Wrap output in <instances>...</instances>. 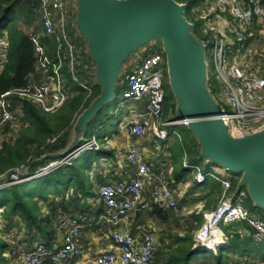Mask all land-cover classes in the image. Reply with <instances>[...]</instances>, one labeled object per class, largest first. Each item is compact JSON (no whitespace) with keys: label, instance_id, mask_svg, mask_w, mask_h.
Wrapping results in <instances>:
<instances>
[{"label":"built area","instance_id":"obj_1","mask_svg":"<svg viewBox=\"0 0 264 264\" xmlns=\"http://www.w3.org/2000/svg\"><path fill=\"white\" fill-rule=\"evenodd\" d=\"M31 1L38 15L41 32L36 33L33 25H27L24 29L33 42L38 57L37 69L43 75V81L31 80L23 88L1 95L0 147L7 137L3 129L6 123H10L11 127L9 138L13 136L12 132L18 133L21 127L25 117L22 101L30 100L32 104L47 110L55 109L63 103L69 94L61 72L63 64L67 65L72 78L79 81L76 64L83 59V51L86 55L85 45L79 46L72 37V29L78 35L74 27L76 0ZM203 1L219 10L217 22L210 19L209 8L206 6L200 9L202 13L199 16L204 21L203 36L214 39L209 52L210 88L225 110L221 117L227 121L232 134L243 136L260 131L264 129V1ZM42 35L55 38L57 63L45 55ZM201 39L208 49L210 39ZM9 44L6 35L0 36V74L7 62ZM51 65L54 66L53 72L49 70ZM166 76V55L160 45L158 51L144 57L122 80L125 84L124 98L147 101L146 108L131 109L128 121L121 126L128 140L152 135L167 140L178 135L169 127L183 122L176 120L174 115L168 119L163 118ZM15 99L18 100L17 104L13 102ZM92 145L99 146L95 138L63 157L49 161L35 174L27 175L26 169H18L11 172L9 178L0 176V189L47 175L62 165L71 164L82 150ZM126 159L129 165L136 168L135 177L130 181L102 184L98 192L103 204L101 220L116 227L110 234L112 243L85 264H153L161 248L160 237L153 229H146L140 236L134 235L128 223L129 216L137 210L146 211L152 206H164L179 214L178 197L172 188L171 177L164 168L153 169L145 159L144 147L131 145ZM210 162L206 157L202 158V164H190L186 159L184 161L185 166L190 165L195 169L197 183H205L212 177L221 180L223 184L219 204L216 209L204 215V222L194 232L195 241L217 252L223 243H217L214 249L206 244L216 229L221 230V225L226 222L244 221L249 228L239 227L234 232L240 231L243 235L251 236L257 243L264 242V219L243 204V198L249 196L247 190H241L236 196L231 195L229 190L232 182L226 174L227 170L214 165L206 171L205 167ZM57 216L62 231L61 243L48 245L20 239L9 250L19 264H78L82 261L80 239L84 217L66 213L62 209L58 210ZM9 251L5 253L8 257Z\"/></svg>","mask_w":264,"mask_h":264},{"label":"trees","instance_id":"obj_2","mask_svg":"<svg viewBox=\"0 0 264 264\" xmlns=\"http://www.w3.org/2000/svg\"><path fill=\"white\" fill-rule=\"evenodd\" d=\"M189 4H199L201 0H176ZM264 1V0H263ZM31 15V17H29ZM187 16V14H186ZM21 17L27 25L35 24L38 15L33 10L31 0H0V36L6 35L9 39V49L7 62L0 74V97L3 93L21 89L31 80L42 82V74L37 69L38 57L35 52L33 42L24 27L17 22H12ZM188 18V17H187ZM190 20V19H189ZM38 22V21H37ZM202 22L194 23L193 31L199 37H203ZM36 29V28H35ZM7 30L5 34L4 31ZM72 37L75 42L84 47L83 40L72 29ZM205 37V36H204ZM208 39L207 37H205ZM45 46V55L57 63V42L54 37L45 36L42 38ZM82 60L76 64V72L79 81L72 78L68 72V67L64 63L61 72L65 78V86L69 92L63 103L55 109H44L37 107L30 101H22V109L25 117L22 119L21 127L18 131L11 133L10 123L3 126L7 137L0 147V176L9 178L11 172L28 168L27 175L35 174L37 170L51 160L63 157L71 152L74 147H69L71 132L74 124L80 114L91 104V102L101 93L99 85L91 83L90 61L84 51ZM49 70L54 71L51 65ZM212 81V79H211ZM86 85V87L83 85ZM120 84L123 85V82ZM165 110L169 108L175 112L176 104L168 84V78L165 80ZM15 104L18 100L15 99ZM181 133L177 143L174 145L171 157L176 168L175 176L181 179L183 172H190L192 169L183 166V158H187L191 164L200 162L203 157L197 139L190 131L184 130L183 126L173 125ZM92 137V136H91ZM84 141L79 144L83 145ZM75 158L71 164L62 165L47 175L37 177V183L31 184L32 180H25L0 189V220L3 226H0V264H18L14 255L5 256V250L9 243L5 240V232H9L13 227L23 223L33 229L37 228L43 231L47 226L49 219L44 208L50 207L52 214H58L62 209V203L56 202L55 196H66L70 188H75L77 199L83 200L92 197L95 192L86 187L87 175L81 164V160ZM98 159L97 153H90L85 161L84 168H91L94 161ZM89 170V169H88ZM237 178L233 181V187L237 186L241 174L237 173ZM217 187H221L217 183ZM245 188V187H244ZM246 189V188H245ZM71 196V195H70ZM64 198H61V202ZM244 206L251 212H260L264 219V209L255 206L251 197L248 196ZM154 213L165 218L168 211L163 207L154 206ZM173 213L175 211L171 210ZM177 214V213H175ZM203 218V216H202ZM199 226L203 219H199ZM249 228V227H248ZM222 236V230H217L212 239L206 244L215 248ZM172 246L166 253H160L159 264H195L196 261L211 257L215 264H225L227 262V253L230 250L238 251L243 257L252 259L259 258L264 263V242L257 243L251 236L243 235L240 231L228 235V243L218 248L217 252H212L206 247L201 246L195 241L194 232L187 229L183 236H178ZM222 243V242H221ZM161 249V248H160ZM14 258V260H13Z\"/></svg>","mask_w":264,"mask_h":264},{"label":"water","instance_id":"obj_3","mask_svg":"<svg viewBox=\"0 0 264 264\" xmlns=\"http://www.w3.org/2000/svg\"><path fill=\"white\" fill-rule=\"evenodd\" d=\"M188 3L176 0H76L74 27L95 66L101 93L80 114L69 146L107 103L136 54L154 41L166 55L167 78L175 99V118L197 139L203 157L241 174L255 206L264 209V129L238 136L221 117L222 104L210 88L207 45L186 16ZM72 138L74 139L72 141Z\"/></svg>","mask_w":264,"mask_h":264},{"label":"crops","instance_id":"obj_4","mask_svg":"<svg viewBox=\"0 0 264 264\" xmlns=\"http://www.w3.org/2000/svg\"><path fill=\"white\" fill-rule=\"evenodd\" d=\"M207 7L209 8L211 20L217 22L216 15L219 11H213L212 8H210L209 6ZM149 47L150 46L144 47L139 54H136L133 62L126 67L127 69L124 73L125 76L126 74L131 73V71L136 67L138 63L142 61L144 57L153 53L152 51H149ZM123 85L125 87V84ZM51 102L52 100H50V103ZM172 126H170L169 128L171 130H175L178 135L171 136L167 140L158 139L153 135L147 136L145 138L132 137L130 140H128L125 132L121 131V135L107 140V149H104V144L101 145L96 138L99 145L98 147L92 145L90 147H86L83 150H93L94 147V150L95 148H99V150H97L98 154L99 152L102 153L99 154V158L93 162L91 168H86V171L88 172L86 187L91 188L92 191L95 192V194L92 197L80 200L85 203L84 206L83 204L80 205L79 199L71 197L70 194H67L64 197H53L57 200L56 202L60 201V203H62V210L64 212L84 217L82 235L80 239L83 254L82 261L78 264H85L87 260L93 258L97 253L108 248L112 243L110 234L115 230L116 227L114 225L106 224L101 220L103 204L99 198L98 192L99 187L102 184H114L122 181H130L135 177L136 168L129 165L126 159L128 149L131 145L144 147L145 159L152 165L153 169L159 170L160 168H164L171 177L172 188L178 197L179 214H177V216H187V219L191 224L190 226L188 224H185V228L191 227L194 232L195 230L200 228L198 220L203 219L202 216L204 217V213L209 209L213 210L217 208L223 193V184L221 180L209 177L205 183H197V181L195 180V169L190 165H184V161L185 159L187 160V158H183L182 164L184 167H189L192 170L190 172H183L181 179H178L177 176H175L174 170L176 168V165L175 163H173L171 154L174 145L177 143L178 137L181 138V133L176 128H172ZM91 139L92 138L88 139L87 137H84L85 141L83 145H86L87 142ZM73 144L69 147H72ZM202 158L200 160V164H202ZM214 165L218 164L213 162L208 163L205 167V170H210ZM218 166L222 168V166ZM226 174L230 176L232 182V186L229 190L231 195L236 196L241 190H246L244 187L239 190L238 185L233 187V181L238 176L237 173L231 175L229 173V170H227ZM94 175L95 177L90 178V176ZM96 175L98 177H96ZM211 178L212 180L210 181ZM95 180L99 181L98 188ZM217 183H220V188L217 187ZM71 189L72 188H70L69 190ZM247 197L243 198V202ZM61 198H64L63 202H61ZM153 207L154 206L150 207L146 211L137 210L129 216L128 223L134 235L140 236L146 229L155 230L156 226H154L155 223L153 222V218L157 219L160 225L166 226V223L169 221L170 217L172 215H176L167 207L160 206L163 207L165 211H168L167 217L160 218L154 213ZM48 212L49 208L47 207L46 213ZM256 213L259 215L262 214L259 211ZM146 215L149 217V219H146ZM55 219L57 222H48L43 231H39L35 227H33V229H30V227L23 223L13 227L9 232H5L4 234L5 240L9 243L8 247H11L12 245V247H14L15 243L20 239L29 241V243L42 242L48 245H59L62 241V231L59 228L57 213L55 214ZM239 227L248 228L249 226L244 221L223 223L221 225V230L222 233H224V236H221L222 238H219V242H222L223 245L227 244L228 235L234 234V230ZM184 234L185 232L179 234L178 236H183ZM9 250L10 248H7L5 250V253ZM226 255L227 262L225 264H252L242 259L243 256H241L238 251L230 250ZM246 258L247 260L249 258L252 261L256 262L255 259H252L248 256ZM195 264H215V261H213L211 257L207 256L196 261Z\"/></svg>","mask_w":264,"mask_h":264},{"label":"rangeland","instance_id":"obj_5","mask_svg":"<svg viewBox=\"0 0 264 264\" xmlns=\"http://www.w3.org/2000/svg\"><path fill=\"white\" fill-rule=\"evenodd\" d=\"M205 6L206 7L209 6L210 8H212L213 11H219L216 7H213L211 3L204 4V1L201 0V2L199 4L198 3L197 4H189V6L187 7V10H186L187 17L193 23L198 22L199 18H200L199 15H201V13H202L200 9H202ZM29 17H31V15ZM210 19H211V17H210ZM24 20H26V19L22 20V18L19 17V18H16L12 22H17V23L20 22V24L25 28L27 26V23ZM37 21H38V18H37L35 24H30V25H33L36 28V31L34 30L36 33H40L41 31H40V27H39V24ZM203 25H204V21L202 22V27H203ZM205 37L203 36L202 38L207 40ZM41 38H44V36L42 35ZM207 38L210 39V43H208V49L206 50V60L208 63H210L211 58L209 56V52H210V48L213 46L214 39L211 36L207 37ZM160 45L162 48L161 42L154 41L148 49H149V51L155 52V51L159 50ZM90 63H91V61H90ZM90 67H91L90 76H91L92 80H91V83L89 86L92 87L93 85H96V84L99 85L97 83V80L95 77V66H94V64H90ZM42 77H43V75H42ZM124 78H125V75L121 72V80L117 84L116 97H115L114 101L107 103L103 106L102 110L98 113V115L90 123H88V125L86 126V129L84 130L83 133H80L77 136L75 134L72 135V137L74 136L73 138H76L75 143L72 146V147H74L73 150L76 149L77 147H79V144L81 142L85 141L84 137H87L88 139L89 138H92V139L97 138L98 142L101 145L104 144L103 148L107 149L106 148L107 147L106 144L108 143L107 140H109L110 138H115L116 136L121 135V131H122L121 126L123 123L128 121V118L131 115V109L142 110L143 108H146V105H147L146 99L127 100L126 98H124V96H123L124 85L120 84L122 82V80H124ZM28 101H30V100H28ZM173 101H175V99H173ZM51 103L54 104V102H51ZM173 115L175 116V112L173 113L170 111L169 108H166V110H164L163 118L168 119V118L172 117ZM78 119H79V117L77 118L74 126L79 121ZM181 126H183V128H185L184 130L189 131V129L187 128V125L182 123ZM72 131H73V129H72ZM0 138H2L1 132H0ZM73 138H72V141L74 140ZM97 150H99V148H95V150H94V147H93V150L92 149L89 151H83L82 150L78 154V156L75 157V158H79L78 160H81L80 162L83 165V169H84L86 175L88 172L86 171V168H84L85 161H86V159L90 153H92V154L97 153L98 152ZM99 154H102V153L99 152ZM99 154L97 153L98 158H99ZM26 171H28V168H26ZM229 173L231 175L236 174L232 171H229ZM89 174H90V171H89ZM92 177H95V175L90 176V178H92ZM96 177H98V176L96 175ZM211 180H212V178L210 179V181ZM95 182L97 183V188H98V186H99L98 182L99 181L95 180ZM35 183H37L36 178L34 180H32L31 184L34 185ZM69 194L71 195V197L77 198L75 188H72L71 190H69ZM79 203H80V205L83 204V206L85 204L83 201H80ZM48 208H49V212L47 213V216H48L49 222L50 221H53V223L57 222L55 219V216L52 214V211L50 210L51 208L50 207H48ZM44 210H45L44 213H46V208H44ZM209 210L206 211L204 213V215L209 213L210 211H212V210H210V211ZM145 217H146V219H149V217L147 215ZM187 221H188L187 216H177V214H176L175 216L172 215L170 217L169 221L166 223V226H165V225H160L159 221L157 219L153 218V222L155 223L154 226H156V229L154 231H156L159 234V237L161 240L160 253H166L168 251V249L174 245L175 239L178 237L179 234L186 232L187 229H191V227H186L187 229L184 227L185 224H188L189 226L191 225L189 223V221L188 222ZM203 222H204V217H203ZM0 226H3V222L1 220H0ZM197 230H195L194 232H196ZM217 230L218 229H216V232H217ZM213 236L211 238H209L208 240L212 239ZM14 258H16V257L14 256ZM14 258H13V260H14ZM160 259H161V256L158 253L153 264H159ZM242 259H244V260H246L252 264H256V262H257V264L262 263V261L259 258H255L256 262L252 261L249 258L247 260L246 257L245 258L243 257ZM17 263L19 264L18 259H17Z\"/></svg>","mask_w":264,"mask_h":264},{"label":"bare ground","instance_id":"obj_6","mask_svg":"<svg viewBox=\"0 0 264 264\" xmlns=\"http://www.w3.org/2000/svg\"><path fill=\"white\" fill-rule=\"evenodd\" d=\"M215 233H216V232H215ZM215 233H214L213 235H215ZM210 238H211V237H210ZM207 241H208V240H207ZM207 241H206V242H207Z\"/></svg>","mask_w":264,"mask_h":264}]
</instances>
